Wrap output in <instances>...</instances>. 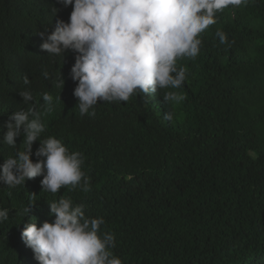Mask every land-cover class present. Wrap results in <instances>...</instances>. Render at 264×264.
<instances>
[{"label":"trees","instance_id":"1","mask_svg":"<svg viewBox=\"0 0 264 264\" xmlns=\"http://www.w3.org/2000/svg\"><path fill=\"white\" fill-rule=\"evenodd\" d=\"M72 10L59 0H0V164L24 150L23 135L15 148L3 143L11 115L29 106L20 91L30 89L37 105L47 92L54 104L41 139L82 153L90 188L53 194L42 190L43 176L15 188L0 183V208L9 209L0 264H39L21 233L53 221L49 202L61 197L82 204L89 218L103 217L101 232L114 235L111 251L122 264H264V0L219 12L200 34V53L177 60L187 70L174 90L183 101L166 103L162 92L101 100L95 116H82L73 94L77 53L63 58L41 48L39 33L67 22Z\"/></svg>","mask_w":264,"mask_h":264},{"label":"clouds","instance_id":"2","mask_svg":"<svg viewBox=\"0 0 264 264\" xmlns=\"http://www.w3.org/2000/svg\"><path fill=\"white\" fill-rule=\"evenodd\" d=\"M72 6L69 20H57L54 31L40 32L41 48L49 56H62L68 50L77 53L71 78L78 81L74 96L79 112L95 116L99 101L127 102L133 95L162 92L166 103L178 104L184 96L174 91L183 86L187 70L177 66L183 57L195 58L201 50L200 34L217 23V14L229 6L248 0H59ZM54 6L52 15L59 12ZM221 44L227 35L217 30ZM48 77V73H44ZM62 75V74H61ZM60 83L64 87V80ZM23 84L30 85L27 75ZM167 90V91H164ZM27 109L15 111L6 124L3 143L15 148L23 135L24 150L17 151L0 164V183L15 188L27 179L43 176L42 190L57 193L62 188L90 190L82 170L83 154L70 152L56 137L41 139L46 125L43 117L53 111L54 98L45 92L43 105L33 102V93L20 91ZM61 97L56 98L59 102ZM40 108L43 111L39 110ZM91 109V111H90ZM165 120L173 119L165 112ZM40 141L35 151L33 144ZM11 193H9L10 195ZM50 203L53 221L37 226L28 224L21 236L39 264H122L113 255L115 237L101 232L103 217L89 218L84 206L70 198ZM35 204L25 211L30 213ZM9 218V209L0 208V223Z\"/></svg>","mask_w":264,"mask_h":264}]
</instances>
